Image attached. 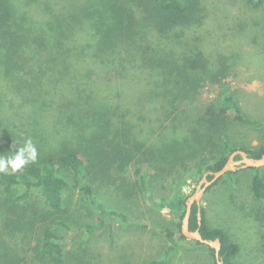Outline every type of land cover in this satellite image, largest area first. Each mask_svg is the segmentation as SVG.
<instances>
[{
	"label": "trees",
	"instance_id": "16d2710c",
	"mask_svg": "<svg viewBox=\"0 0 264 264\" xmlns=\"http://www.w3.org/2000/svg\"><path fill=\"white\" fill-rule=\"evenodd\" d=\"M39 1L0 0V84L22 96L26 91L45 86L43 81H49L50 86L53 83L50 77L57 73L76 79L74 97L62 99L58 104L60 114L66 115L68 120L80 116L84 120H100L101 124L87 137L77 141L64 138L57 145L43 143L38 134L22 135L19 128H13V124L0 125V132L5 137V142L0 137V156L15 153L29 138L38 153L35 163L15 173H0L3 194L0 211L19 217L18 225L21 231L26 232L24 239L28 240L24 242L27 248L22 250L23 256L19 253L20 258L12 257L7 247L10 245L9 234L5 229L0 231V264L93 263L96 256L89 248L68 252L61 244L62 229L68 228L69 221L74 220L67 209L71 188L78 189L90 212L100 217L96 226H86L84 231L79 227L83 234L94 235L105 227L111 216L124 222H129V218L124 213L106 208L99 201L93 188L95 181L90 178L88 183H82L88 175L91 177L94 173L96 179L105 180L112 170L124 172L133 166L136 175L140 176L138 188L150 197L157 177L172 166L173 154L190 156L201 151L202 155L208 152L213 155L215 162L212 164L195 163L194 177L221 170L237 150H243L253 158L264 156V122L246 119L231 91L223 93L217 110L208 118L194 120L195 126L188 128L182 139L170 141L166 137L163 142L149 139L140 142L131 137L133 128L124 121L152 120L155 116L164 131L172 128L174 133L177 129L175 121L180 115L191 119L180 106L200 95L206 82L218 83L228 73L224 64L211 68L204 53L186 37V31L200 20V0H67L68 5L64 7L46 4L43 10L45 21L38 24L31 13L32 4H39ZM263 3L264 0H257L254 6L260 7ZM83 33L89 34V41H83ZM82 59H88L83 71L75 69V62ZM95 66L101 67L100 73L104 71L105 81H110L112 74L121 81L142 77L143 86L150 92L148 99L142 98L141 94L137 104L140 109L134 113L124 104L111 103L112 98L103 97L101 90L90 88L93 77L99 76L94 72ZM57 84L58 81L54 86ZM144 101L150 105L147 113L144 112ZM30 102H37L35 94L28 98ZM152 107H155L153 116ZM68 111L71 112L69 115ZM112 120H118V123ZM235 123L263 130L261 144L255 149L236 144L230 135ZM148 128L150 131L155 129ZM183 164L186 166L185 162ZM253 170L257 172L250 184L253 197L264 202V176L259 169ZM234 174L228 173L207 192ZM171 179L173 191L152 200L151 209L157 213L180 214L177 232H169L170 237L176 235L179 238L176 247L172 248L175 252L181 247V241L187 240L182 235L181 226L190 195L184 191L188 178L173 171ZM125 183L126 186L119 187V190L126 196L136 195L137 192H133L138 188L124 179L122 185ZM34 193L46 211L39 208L30 217L21 216L17 212L29 204ZM198 213L199 208L195 205L190 229L200 228L205 239H220L222 260L226 264H236L240 246L224 229L209 224L204 208H201L200 226ZM31 234L33 240L30 239ZM194 243L206 248L217 264L214 250L199 242ZM70 254L72 260L69 261Z\"/></svg>",
	"mask_w": 264,
	"mask_h": 264
},
{
	"label": "rangeland",
	"instance_id": "374dc122",
	"mask_svg": "<svg viewBox=\"0 0 264 264\" xmlns=\"http://www.w3.org/2000/svg\"><path fill=\"white\" fill-rule=\"evenodd\" d=\"M255 3L257 0H200V20L186 31V37L204 53L211 68L224 64L228 73L218 83L206 82L200 95L180 106L191 119L180 115L175 121L176 132L173 133L172 128L164 131L155 116L152 120H124L133 128L131 137L140 142L145 139L163 142L162 139L166 137L170 141L182 139L187 134V129L195 126L194 120L208 118L217 110L218 102L226 91L233 93L246 119L256 123L264 122V3L260 7L254 6ZM46 4L53 7L68 5L67 0H40L39 4H32L31 14L38 24L45 21L43 10ZM81 37L83 41L90 39L88 33H83ZM87 60H77L75 69L83 71ZM101 70V67L95 66L94 72L96 75L99 73V76L93 77L90 88L101 90L103 97L112 98L111 103L124 104L133 109V113L137 112L140 109L137 104L141 94L146 99L150 94L142 84L143 78L121 81L112 74L110 81H105L104 71L100 73ZM50 78L53 82L50 86L49 81H43L45 86L26 91L22 96H17L15 90L0 84V125L13 124V128H19L22 135L38 134L43 143L54 145L64 138L80 140L98 130L100 120H84L80 116L68 120L66 115L59 112L58 104L61 100L74 97V87L78 80L58 73ZM57 81V86H54ZM34 94L37 102L28 103V98H33ZM144 106V112H149L150 105L147 101H144ZM152 110L155 111V107L151 108V116L154 112ZM70 113L67 112L68 115ZM231 119H234L233 115ZM112 121L118 123V120ZM149 122L153 124L149 125ZM148 127L155 129L150 131ZM230 135L236 144L255 149L261 144L263 130L235 123ZM3 136L0 132L4 141ZM200 154L201 151L190 156L184 153L173 154L172 166L165 174L157 177L150 197L138 188L140 176L136 175V168L133 166L124 172L114 169L105 180L96 179L94 173L91 177H84L82 183H88L90 178L95 181L93 188L99 201L108 209L126 214L129 222L111 216L106 220L105 227L94 235L83 234V228L96 226L100 217L90 212L81 192L71 188L67 209L74 220L69 221L68 228L62 229L61 244L68 252L80 251L81 247L89 248L96 256L92 264H214L212 255L206 248L199 247L188 239L181 241V247L177 251H172L179 238L176 235L170 237L169 232H177L175 230L180 214L165 211L157 213L151 209L152 200L165 197L173 191V171L189 179L188 185L184 187L187 195L195 192L204 176L194 177L195 163L209 165L215 162L209 152L207 155ZM234 173L206 193L201 208L206 210L212 227L224 229L231 240L240 246L236 264H264V202L255 200L250 185L257 172L253 169H241ZM259 173L264 176V168H260ZM124 179L138 188L133 192H137L136 195L126 196L119 190V187L126 186V183L122 185ZM69 180L72 184L70 176ZM33 195L29 204L18 211V214L30 217L39 208L46 211L37 193ZM0 198H3L1 190ZM18 220V216L0 211V231L5 229L9 234L8 252L12 257L20 258L19 253L23 256L24 253L21 252L27 248L24 242L28 240L24 239L26 232L20 230ZM30 239L33 240L32 234ZM68 259L72 260V254Z\"/></svg>",
	"mask_w": 264,
	"mask_h": 264
},
{
	"label": "water",
	"instance_id": "95a60500",
	"mask_svg": "<svg viewBox=\"0 0 264 264\" xmlns=\"http://www.w3.org/2000/svg\"><path fill=\"white\" fill-rule=\"evenodd\" d=\"M237 157H240L239 159ZM264 168V156L261 158H253L243 150L234 151L224 165V167L217 172H207L204 174L202 180L198 184L195 192L191 194L186 200V213L182 220L181 232L182 235L191 241L199 242L208 246L215 252V259L217 264H226L220 255L222 249V242L220 239L209 240L205 239L200 231L190 229V218L193 207L195 205L199 208L198 218L199 225H202L201 202L207 193V190L212 187L217 181L226 176L228 173L236 172L241 169H260Z\"/></svg>",
	"mask_w": 264,
	"mask_h": 264
},
{
	"label": "clouds",
	"instance_id": "9594fccd",
	"mask_svg": "<svg viewBox=\"0 0 264 264\" xmlns=\"http://www.w3.org/2000/svg\"><path fill=\"white\" fill-rule=\"evenodd\" d=\"M37 149L32 140L26 139L21 147L13 154L0 156V173H15L37 160Z\"/></svg>",
	"mask_w": 264,
	"mask_h": 264
}]
</instances>
